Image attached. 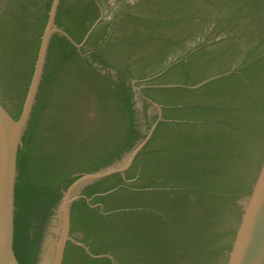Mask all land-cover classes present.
<instances>
[{
  "label": "trees",
  "instance_id": "16d2710c",
  "mask_svg": "<svg viewBox=\"0 0 264 264\" xmlns=\"http://www.w3.org/2000/svg\"><path fill=\"white\" fill-rule=\"evenodd\" d=\"M52 1L45 0L32 25L6 11L0 18V102L4 97L13 102L15 118ZM148 5L159 9L138 10ZM55 23L84 44L78 50L58 33L48 43L18 151L13 238L18 262L45 264L59 236L64 192L86 174L117 167L145 140L157 116L148 114L149 103L139 108L143 99H135L131 84L137 80L136 87L144 86L141 95L161 106L163 119L124 176L115 173L82 188L80 194L88 197L108 192L92 205L102 203L112 212L103 216L97 207L78 222L72 205L71 234L77 226L93 238L91 245L81 240L94 257L87 261H108L110 255L124 264H184L203 192L264 29V0H137L136 5L60 0ZM195 37L202 39L187 45ZM178 51L180 56L168 60ZM88 95L98 122L81 135L76 121L61 112L77 109L73 101ZM106 181L113 183L93 188ZM72 247L68 241L62 264Z\"/></svg>",
  "mask_w": 264,
  "mask_h": 264
},
{
  "label": "water",
  "instance_id": "95a60500",
  "mask_svg": "<svg viewBox=\"0 0 264 264\" xmlns=\"http://www.w3.org/2000/svg\"><path fill=\"white\" fill-rule=\"evenodd\" d=\"M59 1L51 3L19 117L15 118L0 102V264H20L13 249L18 151L39 90L50 37L58 33L76 47L84 43L76 44L56 25ZM249 65L217 153V163L203 192L204 205L184 264H264V29L254 45ZM156 107L157 122L123 164L86 174L64 192L56 228L59 236L45 264L63 262L66 244L71 240L69 206L78 197L72 198V194L79 193L89 182L124 174L163 119L161 106Z\"/></svg>",
  "mask_w": 264,
  "mask_h": 264
},
{
  "label": "flooded vegetation",
  "instance_id": "af4514ba",
  "mask_svg": "<svg viewBox=\"0 0 264 264\" xmlns=\"http://www.w3.org/2000/svg\"><path fill=\"white\" fill-rule=\"evenodd\" d=\"M83 44L80 45V47H76V46L75 47L78 50H81ZM104 72H105V70L102 71V73H104ZM110 73L115 74V70H110ZM2 81H3V77L0 74V90H2V88H3L2 87ZM137 83H138L137 80H132L131 81V84L133 86L132 89L135 92V96H134L135 99H137L139 96H141L142 99H143V101L138 102V105L140 106V109H143V106H144L145 103H149L150 106H149V109H148V114L149 115H152V114L156 115L157 116V120H158L159 113H158V109L156 107V104L152 103L148 98H146L143 95H141V90H142V88H144V86L142 85L140 87H136ZM92 101L94 102V99H92ZM2 103L4 104V102H2ZM8 110L12 113V110H10L9 108H8ZM157 120L152 122L151 126H153L155 124V122H157ZM26 147L28 148L27 144H26ZM24 157H27V156H24ZM121 175L124 176V174H121ZM105 178H107V177H105ZM98 180H100V179H98ZM98 180H95V181H98ZM123 181H125V182L127 181L125 179V177H123ZM92 182H94V181H92ZM89 183H91V182H89ZM112 183H113V181H110V182L106 181L104 183L96 184V186H94L93 188H95V189L105 188V187L110 186ZM85 185H83L79 189V195H78L77 199H75L74 202L71 203L70 206H69L70 228L72 227V225H71V214H70L72 205H73L72 216H76L78 222H80L81 219L85 218V214L96 212L94 209H96L97 207H99L98 213L102 214L103 216H106L107 214H110L112 212V210L111 211H106L105 210V206L102 203H96V204L92 205V201H93V199L95 197H101V196L105 195L108 192H101V193L98 192V193H95L92 196L88 197L86 195L80 194L82 188ZM80 200L85 202L86 206L83 205L82 201L80 202ZM88 219L91 220V218H88ZM93 219H96V215L95 214H93ZM75 229H76V231H75V233L70 235L71 236V240L69 241L75 246V248L72 247L68 251V253H67L66 257H65L66 264H124V263L119 261L120 260L119 257L118 258H113L110 255L106 256L108 258V261L101 260L99 258H98L99 259L98 261H87L88 259L92 260V258H94V257L89 252V247L86 246L81 240H84L85 242L88 243V245H91V244H93V238L91 236H89V235H85L84 232H82L81 229H79L77 226H75ZM99 257H104V256L102 255V256H99Z\"/></svg>",
  "mask_w": 264,
  "mask_h": 264
},
{
  "label": "rangeland",
  "instance_id": "374dc122",
  "mask_svg": "<svg viewBox=\"0 0 264 264\" xmlns=\"http://www.w3.org/2000/svg\"><path fill=\"white\" fill-rule=\"evenodd\" d=\"M111 2H114L115 0H110ZM131 3L136 5L137 0H130ZM45 0H0V18L3 16V13L6 11L9 15L12 14H19L21 15L19 19L25 23L32 25L34 23V18L36 17L37 13L40 9L45 8L44 6ZM158 5H148L143 6L142 8H138V10L144 14H150L156 10H158ZM168 9V7H167ZM170 13V12H167ZM16 18V17H15ZM202 37H195L194 40H191L187 43V45H193L199 41H201ZM181 51L176 52L172 57H170L168 60H174L178 56L181 55ZM2 97L4 95L2 94ZM88 99L81 100V98L75 99L73 101L74 105H78L79 107L77 109H74L73 111H64L61 112V117H64L65 119L68 117L72 120H75L77 123V129L78 134H85L88 132L90 127L92 125H96L98 120L97 116L94 112V102L92 99H90V96L88 95ZM90 99V100H89ZM4 104L12 111H14V105L13 102L10 101L7 97H4L3 99ZM84 103V105H83ZM77 135V134H76ZM78 136V135H77ZM28 145V141H27ZM27 157L22 158V162L26 163ZM123 164V162L121 163ZM79 193L76 191L72 194V198L75 196H78ZM69 234L71 235V228Z\"/></svg>",
  "mask_w": 264,
  "mask_h": 264
}]
</instances>
